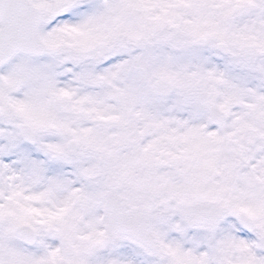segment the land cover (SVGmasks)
Wrapping results in <instances>:
<instances>
[{"label": "snow or ice", "instance_id": "6c2138e0", "mask_svg": "<svg viewBox=\"0 0 264 264\" xmlns=\"http://www.w3.org/2000/svg\"><path fill=\"white\" fill-rule=\"evenodd\" d=\"M0 264H264V0H0Z\"/></svg>", "mask_w": 264, "mask_h": 264}]
</instances>
